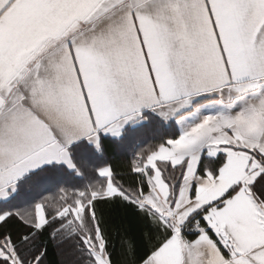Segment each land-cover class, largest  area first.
Instances as JSON below:
<instances>
[{"label":"snow or ice","instance_id":"snow-or-ice-1","mask_svg":"<svg viewBox=\"0 0 264 264\" xmlns=\"http://www.w3.org/2000/svg\"><path fill=\"white\" fill-rule=\"evenodd\" d=\"M51 247L264 264V0H0V264Z\"/></svg>","mask_w":264,"mask_h":264},{"label":"trees","instance_id":"trees-1","mask_svg":"<svg viewBox=\"0 0 264 264\" xmlns=\"http://www.w3.org/2000/svg\"><path fill=\"white\" fill-rule=\"evenodd\" d=\"M139 149L135 148V146H130L126 150L123 151H116L110 154V160L116 169L117 172H120L121 174H125V179L130 180V174H128V167L130 165V162L133 158V154L135 151H138ZM46 195H55V192L52 193H46ZM109 215V212L107 209H105V216ZM49 264H59L60 256L57 254V251L54 247L50 248L49 253Z\"/></svg>","mask_w":264,"mask_h":264},{"label":"crops","instance_id":"crops-1","mask_svg":"<svg viewBox=\"0 0 264 264\" xmlns=\"http://www.w3.org/2000/svg\"><path fill=\"white\" fill-rule=\"evenodd\" d=\"M108 216V215H107Z\"/></svg>","mask_w":264,"mask_h":264}]
</instances>
